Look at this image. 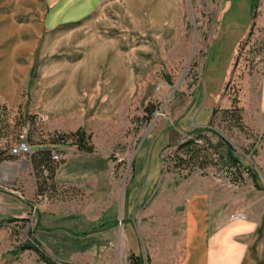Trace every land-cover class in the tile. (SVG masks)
Instances as JSON below:
<instances>
[{
  "label": "crops",
  "instance_id": "crops-1",
  "mask_svg": "<svg viewBox=\"0 0 264 264\" xmlns=\"http://www.w3.org/2000/svg\"><path fill=\"white\" fill-rule=\"evenodd\" d=\"M22 7L0 24V105L17 110L24 99L26 114L45 118V132L84 129L95 149L86 154L69 146L64 153L54 176L61 192L38 204L29 243L58 264H129L130 255L132 264H264V44L261 67L241 80L237 98L244 126L259 139L252 168L260 190L251 180L234 191L202 177L175 185L162 153L179 144V134L209 128L215 107L232 104L224 105L226 76L218 90L214 74L204 87L200 79L188 92L185 84L169 102L151 77L169 72L182 0L54 3L53 12L73 13L19 21L17 11L28 10ZM253 28L264 36V0L257 1ZM246 38L235 40V50ZM150 102L162 105L164 119L139 134L130 175L121 176L129 147H117L131 141L130 114ZM26 161L14 165L26 180L23 196L0 189V221L27 218L34 206ZM236 214L245 219L232 220ZM0 264L44 263L14 247Z\"/></svg>",
  "mask_w": 264,
  "mask_h": 264
},
{
  "label": "rangeland",
  "instance_id": "rangeland-1",
  "mask_svg": "<svg viewBox=\"0 0 264 264\" xmlns=\"http://www.w3.org/2000/svg\"><path fill=\"white\" fill-rule=\"evenodd\" d=\"M79 0H0V24L6 20L8 15L15 13L14 9L23 8L28 10L17 11L18 20L22 18L41 19L48 17L51 14H64L73 12L52 11L54 3H74ZM258 0H182V9L180 12V25L177 32V40L174 49L171 51L167 70H154L151 77L157 81L158 85H163L166 88L169 102L172 97H176L182 93L185 84H188L187 91L189 92L190 84H206L207 78L213 76L215 82L212 83V88L218 90L223 78L226 76L225 88L223 91V99L226 102L232 103L238 98V87L241 80L254 72H258L260 62L257 61L263 44L264 36L256 35L255 28L249 34L250 27L254 23V14ZM53 3V4H52ZM29 15L25 17V15ZM41 17V18H40ZM247 38L239 43L235 50V40L240 36ZM134 45V44H131ZM256 51H259L258 53ZM213 72V73H212ZM210 88V84L208 86ZM155 104V102H150ZM22 108L17 110H8L0 105V156L10 155V151L17 145L19 135L25 127V122L22 123L20 114H26L24 111L25 100H22ZM156 105V110L150 120L144 122L141 120L143 113L137 114L134 110L130 114V128L127 134L131 136L130 143L119 145L118 151L128 146V154L124 155V160L121 162V176L130 175L131 155L143 134L159 121L164 119V109L162 105ZM229 106L226 109H229ZM218 114L215 116L209 130L223 137L233 148L235 156L238 158L241 166L251 172L256 173L253 165L256 160V153L259 147V139L256 135L247 128L245 131H239L234 126V123L222 116L221 111L224 108L215 107ZM33 130L28 132V137L31 143L38 144L45 138V129L43 123L40 122ZM191 129L192 124H187ZM188 127V128H189ZM175 128L172 126L170 132L173 133ZM185 131V130H184ZM30 134V135H29ZM174 134V133H173ZM193 134V135H192ZM189 135H192L189 137ZM197 136L196 131L184 133L183 137L179 134L178 140L182 143L185 139ZM210 142L215 145L218 138L215 134L204 132ZM134 139V140H133ZM198 146H202V142H197ZM178 146V145H177ZM177 146L169 147L161 155L163 169L165 173L174 179L175 185L189 179L190 177L211 178L218 182L224 183L228 190L236 191L238 187L230 184L228 173L221 166L209 167L204 171H195L190 176L186 170L175 168L174 152ZM15 161H3L0 163V173L5 176V181L0 185V189L17 197H22L26 187L25 180L21 182L19 179L20 171L14 168V165L21 157H16ZM25 159L27 161L28 157ZM116 161L117 159H111ZM33 174V173H32ZM244 183L250 181L248 175L243 173ZM229 187V188H228ZM258 190V189H257ZM260 190V189H259ZM18 191L17 193H14ZM34 200V204H35ZM30 210L26 222H14L11 224L4 223L0 227V259L4 258L7 251L14 247H20L31 240V233L34 228L36 213H31ZM6 221V220H2ZM143 255V254H142ZM145 260V258H143ZM144 264H147L144 261Z\"/></svg>",
  "mask_w": 264,
  "mask_h": 264
},
{
  "label": "trees",
  "instance_id": "trees-1",
  "mask_svg": "<svg viewBox=\"0 0 264 264\" xmlns=\"http://www.w3.org/2000/svg\"><path fill=\"white\" fill-rule=\"evenodd\" d=\"M250 33L251 32H249V34ZM256 52L258 53L259 51ZM20 109L21 107L19 106L17 111L19 112ZM155 110L156 105L149 103L143 110V116L141 120L144 122L150 120ZM217 114L218 110L216 108L213 109L208 127L211 126ZM221 114L225 118H229L239 131L247 130L243 124L242 109L238 106L237 100L232 101L231 107L221 111ZM20 119L22 123L25 122L29 124V132L30 130H33L35 127H37V125H42L40 124L38 117L35 115L20 114ZM204 132L215 134L218 138L217 144L213 145L207 137L202 136V133ZM91 138V134L86 132L84 129H77L76 131L69 133L46 132L45 138H43V140L38 144L31 143L28 137V141L31 146L39 147L28 156L31 170L35 178V200L38 201L39 197L44 196L47 199L53 198L58 194V191H60L59 187L54 181V176L58 166L62 163V160L55 162L52 159L53 150L58 146L67 145L70 147H75L79 153L93 154L95 149L91 142ZM198 141L203 143L202 146H198ZM16 159V157L11 155L0 156V163L3 161H15ZM174 162L175 168L187 171L186 176H190L195 171H204L209 167H217L220 165L221 169H225V172L228 173L230 184L236 187H239L244 183L243 173L246 172L254 187L258 190L260 189L257 184V175L251 172V170L243 168L238 158L235 156L232 146L223 137L217 135L208 128L197 131V136L185 139V141L178 144L174 152ZM66 191L64 190L62 192ZM68 191L70 190L68 189ZM27 219L28 218H12L6 220L5 222L0 221V227L4 223L11 224L14 222H26ZM19 249L21 251H32L35 253L38 260L44 264H58L50 256H48L45 250L37 243L30 244L27 242L23 246H20ZM128 260L129 264H132L135 258L133 255H130Z\"/></svg>",
  "mask_w": 264,
  "mask_h": 264
},
{
  "label": "built area",
  "instance_id": "built-area-1",
  "mask_svg": "<svg viewBox=\"0 0 264 264\" xmlns=\"http://www.w3.org/2000/svg\"><path fill=\"white\" fill-rule=\"evenodd\" d=\"M39 121L43 123L45 121V118L40 116ZM28 132H29V124L25 123V127L21 131L19 135V140L17 145L14 146V148L10 151V155L14 157H21L25 158L26 156L28 157L33 151H32V146L29 144L28 141ZM190 137V136H189ZM69 150V146H58L56 147L53 152H52V159L55 162H59L62 160L64 153ZM45 174V172H44ZM47 198L44 197H39L38 201H35L34 206L32 207V214L36 213L37 206L40 202L45 201ZM245 216L243 214H236L232 216V220L237 221V220H244Z\"/></svg>",
  "mask_w": 264,
  "mask_h": 264
},
{
  "label": "water",
  "instance_id": "water-1",
  "mask_svg": "<svg viewBox=\"0 0 264 264\" xmlns=\"http://www.w3.org/2000/svg\"><path fill=\"white\" fill-rule=\"evenodd\" d=\"M27 166H30V162L29 161H26L24 162Z\"/></svg>",
  "mask_w": 264,
  "mask_h": 264
}]
</instances>
